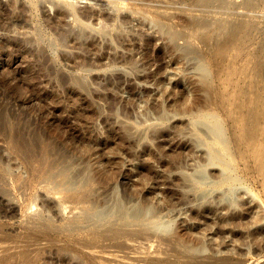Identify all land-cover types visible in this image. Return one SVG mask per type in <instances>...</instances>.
Instances as JSON below:
<instances>
[{"label": "rangeland", "instance_id": "1", "mask_svg": "<svg viewBox=\"0 0 264 264\" xmlns=\"http://www.w3.org/2000/svg\"><path fill=\"white\" fill-rule=\"evenodd\" d=\"M243 1L0 0L2 264H264V0ZM194 51L210 60L211 84ZM209 111L227 129L241 217L223 209L232 198L198 202L191 189L203 150L188 121ZM18 137L59 147L90 187L54 190L53 172L16 148ZM221 172L209 167L212 180ZM114 191L127 206L157 204L172 232L119 223L113 233L83 216L96 195L98 207L115 205H103Z\"/></svg>", "mask_w": 264, "mask_h": 264}, {"label": "bare ground", "instance_id": "2", "mask_svg": "<svg viewBox=\"0 0 264 264\" xmlns=\"http://www.w3.org/2000/svg\"><path fill=\"white\" fill-rule=\"evenodd\" d=\"M252 4L253 3L251 2V0H244L241 3V6L242 7L243 6H245V7L251 6L252 7L253 6ZM227 7H228V5H227ZM224 24H222V25H224V27L222 25L216 26L215 30H217V32L218 31L221 32V31L226 30L230 27H234L233 23L228 22V23H224ZM162 114L160 115L161 119H164L165 117H167V115H162ZM0 122H2V120H0ZM213 129H214L217 137L221 141H223L225 138V134H224L222 125L220 123L216 122L214 124ZM14 145L18 149L20 148V149L28 150L30 153V156H31L30 158H31L32 163L40 161V162H42L43 165L45 164V167L41 168L43 170V172L45 171V172H48L49 174H51L53 172V174H51L52 175L51 179L54 180L53 185H51L52 188H54L55 186H58L61 188L60 189L61 191H63V189L70 191L71 189H73L72 187H78V188H76L77 190L75 192H81V191L85 190L86 188L90 187L87 185V182H89L87 180V178L86 177H84V178L79 177L80 176V174H79L80 170L75 169V165H74L72 160H69L65 156H63V152H61L59 147L50 145V146H46V148L42 151V149H40L38 146H35V145L28 143V142H25V141L19 139V137L15 139ZM218 155L221 157L220 153H218ZM46 163H47V165H46ZM219 167L222 169L225 176L223 177V179L218 178V181L217 180L214 181L213 184L216 185L217 187H224L225 186V188L222 189L220 192V197L224 196L226 198H232L229 202L225 201L226 203H225V205H223V209H225L226 214H229L230 216H240L241 217L242 216L241 212H237V211L235 212L231 208L234 207L235 209H237V207L240 205L239 201L236 200V197L233 198L232 196L236 194L237 190L240 188V185L243 183L238 178L232 176L233 169H232L230 164H221V166H219ZM194 171L195 172L192 175L197 176L199 178V180H201V185L206 186L209 184L207 182V180L210 176L209 169H207L204 166L198 165L195 167ZM7 174L8 175L10 174L9 169H7L3 165V159L0 157V185L2 183H4L5 176ZM77 177H79L80 179L76 180ZM241 190L246 192V189H243V187L241 188ZM70 196H69V200H71ZM194 197H195V200L198 201L196 196H194ZM119 200L124 201L125 203L127 202L128 204H131V201H132L131 197H127L124 195L120 196L119 194L117 195V193L115 192L112 196H110L109 198H106V200H104V204H103V205H105V204H108L110 202H114V203L116 202L115 205L98 207V205H97L98 200H97V195H96V205H92L90 207H85V208L91 209L92 212L86 213V214H84L82 212V214L87 219L91 220L95 225L113 224V226H111V229H112V232L115 233V232H118V230L123 226L121 224L129 223V222L122 220V218H120V217L119 218L114 217V218L109 219L105 222H102V217L104 216V211H107V209H110V208L111 209L113 208V209L118 210V211H119V209H121V213L123 214L124 217H126V215H127V216H131V218L139 217L138 214L140 212H143V215L146 218L144 225L146 227L150 228L151 230H154V232L156 233L155 234L156 236L161 237V236H165V234L172 232L173 227H174L173 219H171V218L166 219L164 216L160 215L159 214L160 209H159L157 204H154L153 202H146L144 200H141V199L138 200L137 199L138 201L136 200L137 202H135L133 204L135 206H131V205L127 206V205H124L125 203H123ZM43 207L48 208L49 203L44 202ZM243 207L244 206H242L241 208L244 209ZM230 210H232V211H230ZM39 220H41L42 224L44 225L43 229L45 230V234H46V232L49 229H51V222L48 218H44L43 216H39ZM115 221H117V222H115ZM257 221H259V218H257L256 222ZM119 223H121V224H119ZM134 223H136V222H134ZM92 226H94V225H92ZM126 226H130V225L128 224ZM142 234H144V233H142ZM146 234H150V233H146ZM152 236H154V235L152 234ZM143 237L149 242H151L153 240L150 235H143ZM127 239H129V237H127ZM0 241H2V240H0ZM0 243H3V245L6 244V243L4 244V242H0ZM8 249H10V248H8ZM6 250H4V251H6ZM19 252H20V250H19ZM1 253H3V252H0V263L2 264V262H6L5 261L6 256H8L9 254H7V253L1 254ZM22 253L23 252L21 251L20 254H22ZM14 254H16V253H14ZM14 254L12 253L11 255L14 256ZM17 254H16V256H17ZM20 257L23 258L22 256H19V258ZM9 258H10V256H9ZM189 260L194 261L195 259L191 256L189 258ZM212 262H213V264H241L240 261L233 260V259H231V257H229V258H223V257L213 258Z\"/></svg>", "mask_w": 264, "mask_h": 264}, {"label": "water", "instance_id": "3", "mask_svg": "<svg viewBox=\"0 0 264 264\" xmlns=\"http://www.w3.org/2000/svg\"><path fill=\"white\" fill-rule=\"evenodd\" d=\"M74 7V5H71ZM152 26L163 28L161 23L159 22H152ZM107 25L104 23H100V30L105 31ZM50 48L54 49L55 45L54 43L50 44ZM193 58L196 61L195 69L200 75V77L203 79V81L207 84H211L213 79V69L212 64L210 60H207L203 58L199 53L196 51L193 52ZM166 118V117H165ZM164 118V119H165ZM218 122L222 125L223 131L225 134V138L223 141H221L217 135L215 134V131L213 129L214 124ZM188 125L193 132V135L195 136V144L197 147L201 148L203 150V158L200 162L196 164V166L201 165L209 169V167H218L221 166V164H230L233 159V152L229 145V139L227 136V129L221 120V118L214 112H200L198 114H192L190 116V119L188 121ZM218 153L221 154V157L218 155ZM223 156V157H222ZM195 166V167H196ZM195 172V171H194ZM193 172V173H194ZM189 176L191 181V189L194 192V196H196L197 200L199 202H206L209 199V196H214L213 193H220L221 187H217L213 184L214 181L209 176L207 182L209 183L206 186L201 185V180L197 176L192 175ZM225 176L223 171L220 173L219 178H222ZM218 181V179H217ZM208 187V188H206ZM70 191H67L63 189V192L65 193H74L78 187H72ZM54 190H60L61 188L58 186H55L53 188ZM224 189V188H223ZM67 195V194H66ZM65 197V196H64ZM81 212L84 214L91 213V209L88 208H82ZM103 216V215H102ZM139 217H133L127 216L124 217L121 213V209L115 210V209H107V211H104V216L102 217V222H105L109 219H112L114 217L116 218H122L124 221H128L129 223H138V224H144L146 218L143 215V212H140L138 214Z\"/></svg>", "mask_w": 264, "mask_h": 264}]
</instances>
